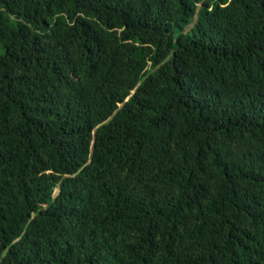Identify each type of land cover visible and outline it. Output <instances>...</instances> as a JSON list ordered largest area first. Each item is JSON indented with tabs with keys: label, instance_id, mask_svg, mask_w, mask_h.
<instances>
[{
	"label": "trees",
	"instance_id": "obj_1",
	"mask_svg": "<svg viewBox=\"0 0 264 264\" xmlns=\"http://www.w3.org/2000/svg\"><path fill=\"white\" fill-rule=\"evenodd\" d=\"M0 264H264V0H0Z\"/></svg>",
	"mask_w": 264,
	"mask_h": 264
},
{
	"label": "rangeland",
	"instance_id": "obj_2",
	"mask_svg": "<svg viewBox=\"0 0 264 264\" xmlns=\"http://www.w3.org/2000/svg\"><path fill=\"white\" fill-rule=\"evenodd\" d=\"M4 51V47L0 45V53Z\"/></svg>",
	"mask_w": 264,
	"mask_h": 264
}]
</instances>
